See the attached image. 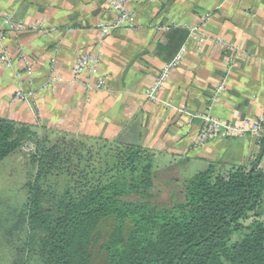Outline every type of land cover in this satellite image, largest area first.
I'll list each match as a JSON object with an SVG mask.
<instances>
[{"label": "crops", "instance_id": "0c3cea01", "mask_svg": "<svg viewBox=\"0 0 264 264\" xmlns=\"http://www.w3.org/2000/svg\"><path fill=\"white\" fill-rule=\"evenodd\" d=\"M127 7L130 25L100 40L98 24L115 19L108 0H0V30L11 59L10 66L0 62V117L37 133L140 143L155 154L160 171L192 173L210 162L250 167L256 161L264 171V122L260 136L216 135L194 144L199 116L208 108L247 128L264 119V0H130ZM4 15L41 29H8ZM84 51L99 55L92 81L103 78L104 88L86 92L74 77ZM181 51L158 99L150 100L147 88ZM53 78L58 81L49 83ZM30 89L33 97H14L15 90Z\"/></svg>", "mask_w": 264, "mask_h": 264}, {"label": "trees", "instance_id": "16d2710c", "mask_svg": "<svg viewBox=\"0 0 264 264\" xmlns=\"http://www.w3.org/2000/svg\"><path fill=\"white\" fill-rule=\"evenodd\" d=\"M36 134L34 126L0 117V162ZM103 141L114 144L128 171L92 184L51 218L40 208L37 184L55 146L41 152L25 214L40 231L19 240L10 264L29 257L39 264H264V171L210 162L192 173H158L155 154L140 143ZM158 174L177 185L171 203L155 201Z\"/></svg>", "mask_w": 264, "mask_h": 264}, {"label": "rangeland", "instance_id": "374dc122", "mask_svg": "<svg viewBox=\"0 0 264 264\" xmlns=\"http://www.w3.org/2000/svg\"><path fill=\"white\" fill-rule=\"evenodd\" d=\"M67 143H71L72 147ZM53 146L55 148L48 159L50 163L37 184L39 205L48 218L58 216L64 203L76 199L92 184L129 169L125 158L119 163L120 156L117 151L114 152V144L49 132L37 133L0 162V264H10L12 249L19 244V240L28 235L35 238L40 231L28 225L25 216L27 192L28 187L33 186L39 169L41 152ZM154 164L155 171L159 173L160 163L154 161ZM163 179L164 176L158 174L152 193L156 202L168 204L175 199L174 192L178 188L177 185L168 187L169 183ZM6 239L10 243L5 242ZM27 259V264H39L36 258Z\"/></svg>", "mask_w": 264, "mask_h": 264}, {"label": "built area", "instance_id": "2783aa9c", "mask_svg": "<svg viewBox=\"0 0 264 264\" xmlns=\"http://www.w3.org/2000/svg\"><path fill=\"white\" fill-rule=\"evenodd\" d=\"M130 0H108V4L110 8L115 13V19L112 23H100L98 24L99 28V39L110 35V33L114 32L117 27L130 25L132 21V12L127 7V3ZM138 1V0H136ZM3 22L8 29H13L16 32L29 30V29H37L41 26L36 23H26L22 20H13L11 16L4 15ZM198 34V28L192 29V36L195 38ZM6 38V32L4 30H0V62L4 63L6 66L11 65L10 52L7 47L4 45V40ZM216 42L221 41L220 37H217ZM231 52H234L235 48L229 46ZM183 51V49H182ZM182 51L176 55V57L169 63L164 64L159 70L153 84L149 86L146 90V95L150 100L158 99L159 88H161L162 84L167 80L171 70L176 66L179 59L182 57ZM233 56L229 58V62L233 61ZM100 62V57L96 53H92L90 51L81 52L76 60V65L74 69V77L79 78L81 80V86L84 91L91 92L98 89H102L105 87L106 82L102 78L97 82H93L92 79L98 69V65ZM25 70L29 73L32 71V67L29 65L27 61L24 62ZM58 81L53 78L49 83H55ZM223 89L222 84L218 85L213 92V99L217 98L219 92ZM34 91L28 90H15L14 97L18 100H26L33 97ZM201 119V129L198 137L194 141L196 146L205 144L211 138L216 135L221 136H244L247 133H253L256 136L261 135L262 124L264 119L259 117L254 119L251 123L250 127L239 126L231 121H226L220 119L211 114L209 108L208 112L199 116Z\"/></svg>", "mask_w": 264, "mask_h": 264}, {"label": "water", "instance_id": "95a60500", "mask_svg": "<svg viewBox=\"0 0 264 264\" xmlns=\"http://www.w3.org/2000/svg\"><path fill=\"white\" fill-rule=\"evenodd\" d=\"M257 164V161L250 167V169H254L255 165Z\"/></svg>", "mask_w": 264, "mask_h": 264}]
</instances>
